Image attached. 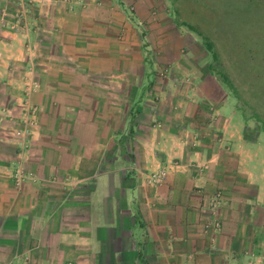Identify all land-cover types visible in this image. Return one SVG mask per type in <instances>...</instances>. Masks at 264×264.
Segmentation results:
<instances>
[{
  "label": "crops",
  "instance_id": "crops-1",
  "mask_svg": "<svg viewBox=\"0 0 264 264\" xmlns=\"http://www.w3.org/2000/svg\"><path fill=\"white\" fill-rule=\"evenodd\" d=\"M28 1L0 16V264H264V146L198 74L152 84L154 0Z\"/></svg>",
  "mask_w": 264,
  "mask_h": 264
},
{
  "label": "rangeland",
  "instance_id": "rangeland-1",
  "mask_svg": "<svg viewBox=\"0 0 264 264\" xmlns=\"http://www.w3.org/2000/svg\"><path fill=\"white\" fill-rule=\"evenodd\" d=\"M24 1L30 2H8L13 7L14 19L20 14L16 9ZM0 7V16L5 20V0H0ZM148 9L153 13L154 26L164 27L162 31L160 27L153 28L155 47L153 51L147 50L152 56L146 59L147 68H152L156 76L152 77V84H165L175 70L188 76L198 74L202 77L199 83L204 96L213 102L223 100L221 114L242 122L239 125L235 120L229 129H243L250 142L264 146V0H154ZM213 52L217 53L216 58ZM222 74L229 77L230 83H225ZM169 94L167 99L176 95ZM150 101L161 105L165 115L171 111L172 106L164 103L156 91ZM27 111L24 109V113ZM33 119L27 118L25 122ZM221 129L223 125L218 123L216 132ZM1 130H7L6 125ZM130 143L124 139L123 147H130ZM5 151L11 152L6 145ZM126 153L115 160L116 164H128V158L133 160L131 153Z\"/></svg>",
  "mask_w": 264,
  "mask_h": 264
},
{
  "label": "built area",
  "instance_id": "built-area-1",
  "mask_svg": "<svg viewBox=\"0 0 264 264\" xmlns=\"http://www.w3.org/2000/svg\"><path fill=\"white\" fill-rule=\"evenodd\" d=\"M29 108H31V107H29ZM29 108H26V109H28V111H27V113H25V115L29 116V118H30L31 116H34V114L36 113V108L32 107L33 110H29Z\"/></svg>",
  "mask_w": 264,
  "mask_h": 264
},
{
  "label": "trees",
  "instance_id": "trees-1",
  "mask_svg": "<svg viewBox=\"0 0 264 264\" xmlns=\"http://www.w3.org/2000/svg\"><path fill=\"white\" fill-rule=\"evenodd\" d=\"M210 46H211V44H209V48H212ZM216 54H217L216 52H213V55H215V58L217 57ZM222 77H223L225 83H230L229 77L227 75L222 74Z\"/></svg>",
  "mask_w": 264,
  "mask_h": 264
}]
</instances>
